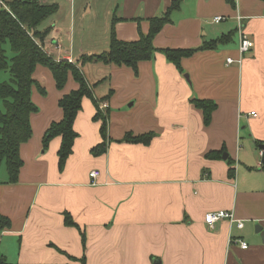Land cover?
<instances>
[{"label":"crops","instance_id":"obj_1","mask_svg":"<svg viewBox=\"0 0 264 264\" xmlns=\"http://www.w3.org/2000/svg\"><path fill=\"white\" fill-rule=\"evenodd\" d=\"M106 1L111 16L101 46L75 52L72 8L66 21L54 14L45 20L39 30L49 29L46 46L58 43L53 52L76 61L106 51L112 29L118 40L136 41L148 33L149 18L172 2ZM234 1L232 7L225 0H181L153 38L160 51L136 70L98 61L89 65L91 76L83 65L94 98L108 109V142L104 153H91L102 141L100 124L93 102L83 98L63 170L61 138L43 149L41 137L62 119L58 100L78 83L69 73L57 89L50 70L36 66L33 78L50 95L32 86L40 110L30 115L32 135L19 147L18 181L0 178V213L10 219L0 232V264H264V1ZM216 16L223 19L215 22ZM238 23L253 46L240 64H227V57H239ZM166 48L194 52L180 59V71L161 51ZM194 99L215 103L208 123ZM148 132L147 145L122 140ZM93 169L99 171L94 182ZM216 210L232 212L233 220L210 227L204 215Z\"/></svg>","mask_w":264,"mask_h":264},{"label":"trees","instance_id":"obj_2","mask_svg":"<svg viewBox=\"0 0 264 264\" xmlns=\"http://www.w3.org/2000/svg\"><path fill=\"white\" fill-rule=\"evenodd\" d=\"M5 7H0V72L7 70L9 79L0 82V99L4 110H0V165L3 162L8 175L7 182L18 181L19 170L23 161L19 154L21 143L26 142L32 134L30 115L37 112V107L31 100L32 86L36 85L44 92L33 78V72L38 64L47 67L55 81L57 89H61L68 74L71 73L78 83V88L64 94L58 100V106L62 109L63 117L60 121L52 122L43 137V149H46L54 137H60V145L57 150V163L59 170H63L67 158L72 153L77 133L74 130V121L81 109L83 98H89L96 112L93 120L99 122V131L102 141L91 148L93 155H100L107 147V117L108 109L101 110L98 100L93 96L92 89L88 85L83 73L76 63L67 60H56L53 54H47L43 46L44 38L48 30H39L40 24L57 12L56 3H43L40 0H3ZM232 7L234 0H225ZM264 1V0H262ZM181 0H172L165 12L160 16L149 18L150 27L146 35H141L136 41H121L115 37L113 29L110 32L108 49L98 54H84L80 62L114 63L129 66L136 70L137 64L142 60L153 57L156 49L153 38L161 27L169 22L172 11L179 8ZM228 35L204 43V48H214L223 42ZM8 43L12 52L10 58L6 55L4 45ZM40 43V45H39ZM166 58L180 71V59L190 56L194 49H170L161 50ZM194 104L202 110L204 122L208 123L215 103L206 99H194ZM153 134L151 132L137 136L126 133L123 141L131 143L149 144ZM216 152H210L207 156H215ZM233 173V170H230ZM67 222V219H66ZM10 226V219L0 213V232Z\"/></svg>","mask_w":264,"mask_h":264},{"label":"rangeland","instance_id":"obj_3","mask_svg":"<svg viewBox=\"0 0 264 264\" xmlns=\"http://www.w3.org/2000/svg\"><path fill=\"white\" fill-rule=\"evenodd\" d=\"M53 3H56L58 5L57 12L54 15L56 17H60L61 19H63V21H66L70 18L69 16L70 8H72V18H71L73 20L72 44L74 45L75 52L80 51V50H85L86 53H91L92 48L96 47L97 42H99L97 47L101 46L102 26L105 24L107 18L111 16V15H107L108 9H110V4L106 0H72L71 2L70 0H54ZM45 20L40 24L39 29L42 28V25H44L46 21H48V20L46 21ZM4 48L6 50L7 57L10 58L12 56V52H11L9 44L6 43L4 45ZM53 48L57 49L54 46ZM56 53L58 54V52ZM75 63L79 66V68L85 65L84 72L92 76V66H89V65H92L91 62L81 63L80 60H76ZM8 79H9V73L7 70L0 72V82L7 81ZM42 89L44 90V92L40 91V89L38 91V94L40 96L50 95V90H48V88L45 85L42 86ZM31 100L37 107L38 109L37 112H38L40 110L39 105H37L36 102L32 98ZM0 110L1 111L4 110L1 99H0ZM43 137L44 136L42 135L41 142L43 141ZM42 145H43V142H42ZM41 148H43V146H41ZM6 175L7 174H6L5 164L1 163L0 178L5 177Z\"/></svg>","mask_w":264,"mask_h":264},{"label":"built area","instance_id":"obj_4","mask_svg":"<svg viewBox=\"0 0 264 264\" xmlns=\"http://www.w3.org/2000/svg\"><path fill=\"white\" fill-rule=\"evenodd\" d=\"M0 7H5V2L3 0H0ZM238 20L240 19V17H237ZM223 17L222 16H216L214 17V21L218 22L220 20H222ZM238 29V33H239V45H238V52H239V57L236 59H233L232 57H227L226 58V63L230 64L232 62H237L238 64H240L242 62V54L247 52L252 46H253V42L247 37V35L242 31V25L240 23H238L237 26ZM40 45V43H39ZM41 46V45H40ZM54 46V45H53ZM56 48H59L58 43L54 46ZM41 48L49 55L53 54L55 56L56 60H60V59H64L67 60L70 63H75V60L72 59L70 56H64L62 57L61 55L53 52V49H49V46H46V44H43V46H41ZM106 107V103L102 102L99 103V108L101 110L105 109ZM251 114H254V112H251ZM89 176L92 178L93 182L98 178L99 176V171L97 169H93L89 172ZM228 218L230 220H233V215L232 212L229 211H224V210H216V211H210L208 213H206L204 215V221L206 224H208L210 227L213 226V224L221 219H225ZM237 222V226L238 227H242V221H236ZM240 246L242 248H246L247 247V243L244 241H240Z\"/></svg>","mask_w":264,"mask_h":264},{"label":"water","instance_id":"obj_5","mask_svg":"<svg viewBox=\"0 0 264 264\" xmlns=\"http://www.w3.org/2000/svg\"><path fill=\"white\" fill-rule=\"evenodd\" d=\"M185 77L187 78L188 75L185 74ZM188 79V78H187ZM260 148L263 150V159H262V164L264 165V144H260ZM223 158H226V154L223 155ZM261 230V227L260 226H256L255 227V231L256 232H259ZM262 240L264 241V238H262Z\"/></svg>","mask_w":264,"mask_h":264}]
</instances>
